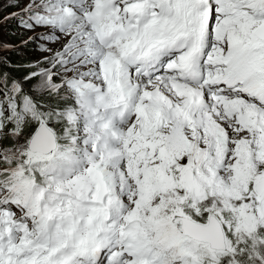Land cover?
<instances>
[{
  "label": "snow or ice",
  "instance_id": "obj_1",
  "mask_svg": "<svg viewBox=\"0 0 264 264\" xmlns=\"http://www.w3.org/2000/svg\"><path fill=\"white\" fill-rule=\"evenodd\" d=\"M0 264H264V0H0Z\"/></svg>",
  "mask_w": 264,
  "mask_h": 264
},
{
  "label": "rangeland",
  "instance_id": "obj_2",
  "mask_svg": "<svg viewBox=\"0 0 264 264\" xmlns=\"http://www.w3.org/2000/svg\"><path fill=\"white\" fill-rule=\"evenodd\" d=\"M4 33L6 34L5 38H8V39H14L15 38L14 34L10 31L9 26H5Z\"/></svg>",
  "mask_w": 264,
  "mask_h": 264
}]
</instances>
